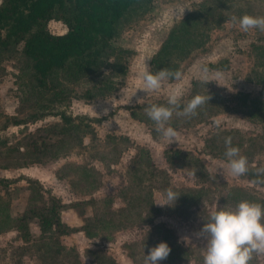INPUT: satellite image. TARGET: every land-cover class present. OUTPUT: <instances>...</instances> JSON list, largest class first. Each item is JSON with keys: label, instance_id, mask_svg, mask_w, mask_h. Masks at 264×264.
<instances>
[{"label": "rangeland", "instance_id": "obj_1", "mask_svg": "<svg viewBox=\"0 0 264 264\" xmlns=\"http://www.w3.org/2000/svg\"><path fill=\"white\" fill-rule=\"evenodd\" d=\"M243 14L264 15V0H149L126 16L114 51L102 56L120 61L122 70L103 65L75 80L59 72L48 89L32 80L21 43L0 53V264H143L144 251L161 240L191 255L159 264H203L206 241L196 233L209 212L234 207L227 197L236 188L264 198V121L248 116L242 101L264 98V62L255 52L264 30L232 22ZM184 20L201 44L194 38L185 54L163 65L179 77L144 93L141 60L159 71L153 57ZM46 27L66 31L56 18ZM172 90L182 95L165 125L175 130L168 143L145 109L166 105ZM195 95L208 101L195 114L178 115ZM60 111L74 118V128L53 114ZM228 131L247 158L241 175L212 146ZM189 188L204 191L199 203L182 199L179 190ZM169 189L179 194L173 205L156 203ZM51 194L63 204L68 232L41 231L39 214ZM252 257L264 264V252Z\"/></svg>", "mask_w": 264, "mask_h": 264}, {"label": "trees", "instance_id": "obj_2", "mask_svg": "<svg viewBox=\"0 0 264 264\" xmlns=\"http://www.w3.org/2000/svg\"><path fill=\"white\" fill-rule=\"evenodd\" d=\"M147 1L149 0H0V53L16 51V46L21 43V56L26 61L32 80L40 89H48V83L59 72L68 80H75L85 73L100 70L103 65L120 71L122 70L119 66L120 61L106 63L102 56L114 51L111 41L119 33L120 24L126 16ZM52 18L60 19L66 25L64 33L55 34L47 29L46 23ZM187 24L191 22L184 20L179 28H173L157 55L153 57L157 70L165 69L162 68L163 65L169 67L167 61L172 56L176 58L185 54L186 47L191 46L193 39H196L197 34L194 35V31L187 29ZM194 24L198 22L195 21ZM196 40L195 43L201 44L200 39ZM255 52L263 63L264 44L257 45ZM172 66L175 67L174 64ZM259 81L264 82V77L259 78ZM242 101L248 105V116L264 121V98L261 95L250 99L247 95H243ZM53 114L59 115L64 125L71 124L72 128L76 126L71 115L62 111ZM41 115L42 112L34 117ZM13 121L19 123L18 120ZM223 134L231 138L233 146H239L233 131ZM227 137L221 138L220 142L213 138L212 146L225 153ZM172 153L180 152L176 150ZM253 175L258 176V173L255 172ZM179 191L182 199L191 205L199 203L204 192L202 189L193 188ZM227 198L235 203L249 200L264 205V198L238 188L231 190ZM62 206L56 196L49 195L46 211L39 214L41 231L50 232L57 229L68 232V227L60 217ZM161 228L165 231L164 234H168L167 228ZM87 231L90 234L89 230H86V234ZM171 243H169L170 252L164 261L173 262L174 259L186 261L187 256L191 255L189 248L177 242H173L172 245ZM255 261V258L251 257L249 264H256Z\"/></svg>", "mask_w": 264, "mask_h": 264}, {"label": "clouds", "instance_id": "obj_3", "mask_svg": "<svg viewBox=\"0 0 264 264\" xmlns=\"http://www.w3.org/2000/svg\"><path fill=\"white\" fill-rule=\"evenodd\" d=\"M233 23L248 31L249 29L264 30V15L243 14L239 17H231ZM148 58L141 60L140 76L143 81L144 93L155 91L161 87L162 81L179 77V72H171L168 69H160L152 72L147 63ZM209 81V80H208ZM181 92L172 90L168 93L166 105L152 104L145 109L148 117L157 125V131L167 138L168 143L174 139L175 130L171 126H165L171 119L174 109L181 107ZM208 101V96H193L178 115H192L199 105ZM227 164L233 175H241L248 170L247 158L240 155L239 148L231 144V138L225 139ZM179 194L169 189L164 193V202H156L161 205H173ZM206 241V249L203 255V264H249L254 252H264V205L249 200H240L234 207H217L208 214L207 222H204L196 233ZM170 252L167 242L161 240L156 245L144 251L143 264H159Z\"/></svg>", "mask_w": 264, "mask_h": 264}]
</instances>
